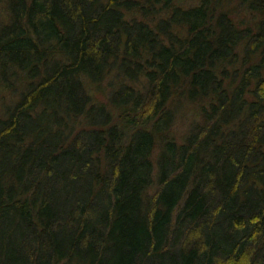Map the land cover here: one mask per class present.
Instances as JSON below:
<instances>
[{
  "label": "trees",
  "instance_id": "trees-1",
  "mask_svg": "<svg viewBox=\"0 0 264 264\" xmlns=\"http://www.w3.org/2000/svg\"><path fill=\"white\" fill-rule=\"evenodd\" d=\"M7 3L0 264H264V0Z\"/></svg>",
  "mask_w": 264,
  "mask_h": 264
},
{
  "label": "rangeland",
  "instance_id": "rangeland-1",
  "mask_svg": "<svg viewBox=\"0 0 264 264\" xmlns=\"http://www.w3.org/2000/svg\"><path fill=\"white\" fill-rule=\"evenodd\" d=\"M7 0H0V25L7 20ZM180 106H177L178 110L176 113L175 124L171 129V137L175 138L177 141H182L183 138L189 132V126H191L192 117L197 114L195 109L186 108L184 102L180 103Z\"/></svg>",
  "mask_w": 264,
  "mask_h": 264
}]
</instances>
